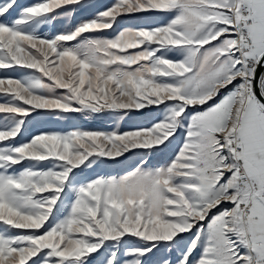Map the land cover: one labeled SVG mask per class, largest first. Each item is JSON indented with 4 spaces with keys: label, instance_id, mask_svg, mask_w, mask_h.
Returning a JSON list of instances; mask_svg holds the SVG:
<instances>
[{
    "label": "rangeland",
    "instance_id": "rangeland-1",
    "mask_svg": "<svg viewBox=\"0 0 264 264\" xmlns=\"http://www.w3.org/2000/svg\"><path fill=\"white\" fill-rule=\"evenodd\" d=\"M263 53L264 0H0V264H253Z\"/></svg>",
    "mask_w": 264,
    "mask_h": 264
},
{
    "label": "crops",
    "instance_id": "crops-1",
    "mask_svg": "<svg viewBox=\"0 0 264 264\" xmlns=\"http://www.w3.org/2000/svg\"><path fill=\"white\" fill-rule=\"evenodd\" d=\"M230 75L226 77L225 83L229 82ZM224 81V80H223ZM261 160L257 165L251 168L255 179L252 177L244 163L245 171L250 178L253 188L254 197L250 205V213L248 218V232L253 242L251 254L253 255V264H264V150L260 148ZM247 159H244L246 162Z\"/></svg>",
    "mask_w": 264,
    "mask_h": 264
},
{
    "label": "water",
    "instance_id": "water-1",
    "mask_svg": "<svg viewBox=\"0 0 264 264\" xmlns=\"http://www.w3.org/2000/svg\"><path fill=\"white\" fill-rule=\"evenodd\" d=\"M264 75V53L258 60L253 72L252 88L253 94L259 105L264 109V93L262 91V78Z\"/></svg>",
    "mask_w": 264,
    "mask_h": 264
},
{
    "label": "built area",
    "instance_id": "built-area-1",
    "mask_svg": "<svg viewBox=\"0 0 264 264\" xmlns=\"http://www.w3.org/2000/svg\"><path fill=\"white\" fill-rule=\"evenodd\" d=\"M239 164L241 165L242 179L243 180H248L249 178H248V175H247V173H246V171H245V169L243 167L242 162L239 161Z\"/></svg>",
    "mask_w": 264,
    "mask_h": 264
},
{
    "label": "trees",
    "instance_id": "trees-1",
    "mask_svg": "<svg viewBox=\"0 0 264 264\" xmlns=\"http://www.w3.org/2000/svg\"><path fill=\"white\" fill-rule=\"evenodd\" d=\"M262 91H263V93H264V75H263V78H262Z\"/></svg>",
    "mask_w": 264,
    "mask_h": 264
},
{
    "label": "bare ground",
    "instance_id": "bare-ground-1",
    "mask_svg": "<svg viewBox=\"0 0 264 264\" xmlns=\"http://www.w3.org/2000/svg\"><path fill=\"white\" fill-rule=\"evenodd\" d=\"M260 106V105H259ZM260 109L264 112V109L260 106Z\"/></svg>",
    "mask_w": 264,
    "mask_h": 264
}]
</instances>
